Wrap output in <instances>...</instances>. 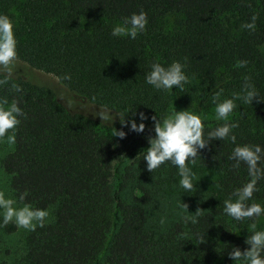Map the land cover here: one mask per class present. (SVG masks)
Listing matches in <instances>:
<instances>
[{
  "label": "trees",
  "instance_id": "16d2710c",
  "mask_svg": "<svg viewBox=\"0 0 264 264\" xmlns=\"http://www.w3.org/2000/svg\"><path fill=\"white\" fill-rule=\"evenodd\" d=\"M141 10L148 18L143 33L111 36L115 23ZM0 13L14 21L17 63L54 74L72 95L116 112L164 116L197 96L205 105L210 92L220 99L242 94L246 79L264 96V0H0ZM253 16L255 29H243ZM173 60L186 62L184 92L145 83L152 62ZM0 98L16 100L25 113L1 160L11 190L19 203L53 215L27 234L24 264H234L232 247H250L244 240L253 221L223 212L224 199L248 179L247 166L229 159V140L210 141L196 158L218 171L220 186L197 222L181 216L156 231L149 216L154 188L177 169L167 163L146 170L139 154L155 135L151 119L142 133L119 116L104 124L69 109L55 87L23 75L0 84ZM235 104L229 120L238 124L236 144L264 147V100ZM220 123L207 119L205 131ZM122 127L123 139L112 135ZM258 187L250 202L264 204V179ZM263 218H254L256 225Z\"/></svg>",
  "mask_w": 264,
  "mask_h": 264
},
{
  "label": "clouds",
  "instance_id": "9594fccd",
  "mask_svg": "<svg viewBox=\"0 0 264 264\" xmlns=\"http://www.w3.org/2000/svg\"><path fill=\"white\" fill-rule=\"evenodd\" d=\"M256 17L251 18V22L243 24V29L254 30ZM148 23L147 13L143 10L132 13L125 17L121 23L112 27V37H128L136 39L140 33L146 30ZM15 26L12 18L0 13V84L8 83L9 78L14 75L18 62L17 44L18 40L15 34ZM246 62H241V66ZM186 62L181 63L173 60L171 63L163 64L161 62H152L149 71L145 74V83L151 85L157 91L171 92L175 86L184 92L185 84L188 83V76L184 69ZM69 75L65 79H70ZM16 92H21L19 85H13ZM242 94L233 93L229 98L219 100L220 93L213 95L215 105V119L222 121L215 128L205 131L204 121L208 119L207 115L195 113L188 110H174L171 113L161 116H146L143 112L137 113L129 108L126 112H116L107 105H99V111L92 112L94 117H99L101 122L112 123L116 116H119L120 122L129 131L142 133L145 129V121H153V131L155 135L147 137L148 147L142 149L140 156L146 162V170L153 173L162 165L170 163L177 169L179 176V187L184 193L196 191V173L191 165H195L196 158L200 150L212 140H229L235 146L233 147L229 159L234 160L238 167L242 162L247 166L248 179L238 188H235L223 201V212L234 221H245L251 219V231L244 243L250 247L243 251L238 246H233L228 252L230 259L234 264H264V229L257 230L254 218L264 215V204L253 201V194L260 191L258 181L264 179V147L260 144H236V136L233 129L238 124L229 120V116L237 107L235 100L240 99L245 104H251L254 98L264 100L256 87L247 79L241 89ZM132 110V115L125 120V114ZM25 113L22 111L16 100L11 102L7 98H0V141H6L8 144L16 142L15 129L20 124V118ZM139 120V123L137 122ZM113 136L123 139L127 133L121 129L114 128ZM13 130V131H10ZM27 193L19 196L20 201H24ZM187 211V205L182 204ZM195 216L186 217V222L191 220L197 222L200 215L199 209L194 212ZM50 212L47 208H36L31 204L24 203L23 206H17V200L6 195L0 190V226H6L9 223L15 224L17 228L28 231H34L36 227H44ZM163 223V220H161ZM238 233V232H235ZM202 241V240H201Z\"/></svg>",
  "mask_w": 264,
  "mask_h": 264
},
{
  "label": "rangeland",
  "instance_id": "374dc122",
  "mask_svg": "<svg viewBox=\"0 0 264 264\" xmlns=\"http://www.w3.org/2000/svg\"><path fill=\"white\" fill-rule=\"evenodd\" d=\"M118 23H115L116 25ZM15 75H23L31 77L32 79L48 84L58 91L60 99L68 106L69 109L85 113L86 115L100 120L99 117H94L92 112L99 111V106L90 103L85 98L78 95H72L63 86L57 76L43 71L34 70L27 65L17 63L14 71ZM202 93V91H201ZM217 92H210L209 99L202 105L201 98L197 96V99H193L189 103L186 99L181 104L179 110H188L195 113L207 115L208 119L215 118V105L213 103V95ZM206 95V93H203ZM219 100L220 99L219 96ZM116 116L111 125L117 120ZM104 124H107L103 122ZM110 125V124H107ZM11 148V144L6 141H0V190H3L7 196L16 199L11 187L9 185V176L4 172L1 166V160L5 154ZM193 171L196 173V191L192 193H184V190L179 187V176L177 172L172 176H166L160 179L154 188L155 197L153 202L149 206L150 224L156 231L162 230L168 223L183 216H195L194 213L197 209L200 212L207 209V207L213 202L215 196L220 191L219 186V173L217 170H208L199 167L197 164L191 165ZM17 200V199H16ZM187 205L188 211L182 207V204ZM17 206H23V204L17 201ZM50 215L48 220L53 218L52 210H49ZM163 220V223H161ZM14 228L10 231L5 226H0V264H24L25 255V240L28 230L17 228L13 224ZM257 230L264 229V218L256 225Z\"/></svg>",
  "mask_w": 264,
  "mask_h": 264
}]
</instances>
